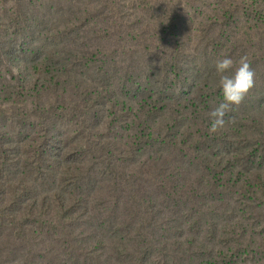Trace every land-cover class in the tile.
Masks as SVG:
<instances>
[{"label": "rangeland", "instance_id": "1", "mask_svg": "<svg viewBox=\"0 0 264 264\" xmlns=\"http://www.w3.org/2000/svg\"><path fill=\"white\" fill-rule=\"evenodd\" d=\"M245 55L212 134L216 61ZM175 184L224 206L162 204ZM261 200L264 0H0V264H264Z\"/></svg>", "mask_w": 264, "mask_h": 264}, {"label": "trees", "instance_id": "2", "mask_svg": "<svg viewBox=\"0 0 264 264\" xmlns=\"http://www.w3.org/2000/svg\"><path fill=\"white\" fill-rule=\"evenodd\" d=\"M91 167V166H90ZM145 180L146 182H150V186L147 189L144 185V183H142L141 181ZM151 180V176L144 173V176L142 177V179H140L139 176H136L134 179L132 180H128L126 182V184L130 185V192L132 194H135L137 196H139L141 199L144 200V202L146 200H151V202L149 203V206L152 208L155 206V201L153 202V200H158V195L160 193V189H156L153 185H152V181ZM233 176H230L228 181L231 182L233 181ZM125 184V185H126ZM119 185V181H117V178L115 177H110L109 178V185L108 187H102L100 188V190L102 191V193H106V195L108 196V198L111 199L112 205L115 206L118 210H121L124 212V202H123V198H124V186H120ZM160 202L164 205H166L167 202L173 203L174 205H184V204H188V203H192V207L194 208L197 204H202L203 202H209L210 200H213L208 191H196V192H192V193H188V194H184L181 192L180 189V185L179 184H175V188L172 189L170 192H166L163 194L162 197H160ZM214 203L213 205H211L212 210H216L219 207L224 206V203L222 202H218L213 200ZM264 200H261V202L258 204L260 208V210H264ZM151 208H149L148 210H151ZM139 213V210L137 211V215ZM259 215L264 219V215L262 213H259ZM229 233L231 235L236 236L237 232L230 230ZM143 248L140 250L141 251V259H143L147 254V244L146 242L143 244ZM134 242L130 241V247H134ZM134 250H138L137 248H134ZM133 257V254H131ZM146 262V261H145ZM208 264H214V262L212 261H208ZM216 263V262H215ZM245 264V263H242Z\"/></svg>", "mask_w": 264, "mask_h": 264}, {"label": "clouds", "instance_id": "3", "mask_svg": "<svg viewBox=\"0 0 264 264\" xmlns=\"http://www.w3.org/2000/svg\"><path fill=\"white\" fill-rule=\"evenodd\" d=\"M234 63L236 62L229 57L216 61V69L220 74L219 86L223 92L224 102L209 114L212 118L209 132L212 134L226 127L228 123L225 120L226 113L231 111L233 106L238 108L255 86V72L248 56H242L234 72L231 75L227 74L233 69Z\"/></svg>", "mask_w": 264, "mask_h": 264}]
</instances>
